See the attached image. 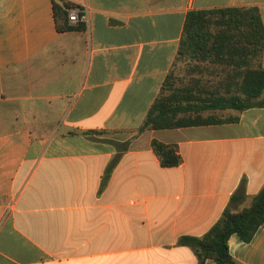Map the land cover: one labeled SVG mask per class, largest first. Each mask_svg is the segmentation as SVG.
Segmentation results:
<instances>
[{
	"label": "crops",
	"instance_id": "0c3cea01",
	"mask_svg": "<svg viewBox=\"0 0 264 264\" xmlns=\"http://www.w3.org/2000/svg\"><path fill=\"white\" fill-rule=\"evenodd\" d=\"M64 1L86 13L85 30L59 32L54 0H0V264H198L179 239L204 236L264 188V107L200 113L235 122L139 129L172 71L195 97L238 92L232 69L177 68L185 21L257 7L264 25V0ZM153 140L177 145L182 163L162 167ZM228 244L238 264H264V226Z\"/></svg>",
	"mask_w": 264,
	"mask_h": 264
},
{
	"label": "trees",
	"instance_id": "16d2710c",
	"mask_svg": "<svg viewBox=\"0 0 264 264\" xmlns=\"http://www.w3.org/2000/svg\"><path fill=\"white\" fill-rule=\"evenodd\" d=\"M68 1L54 0V17L59 32L83 31L85 23L71 24L69 10L76 8ZM264 50V25L257 7H235L216 10L192 11L185 21V34L180 44L177 62H209L225 69L239 79L238 92L230 97H195L178 85L179 78L172 71L165 79L160 94L151 106L139 133L147 130L176 129L190 126L235 122L238 118H204L201 112L210 109L234 108L240 111L264 107V68L257 62ZM229 72V71H228ZM230 74V73H229ZM195 115H192V114ZM189 114L188 116H180ZM94 134L102 132L94 131ZM113 144L119 149L129 143ZM152 149L164 168L177 167L182 163L177 145L152 141ZM120 159L116 156L108 165L102 187L109 180ZM245 182L233 195L231 201L243 199ZM264 226V188L249 207L240 211L226 208L220 220L202 237L182 236L178 244L192 248L198 264L212 259L216 264H238L229 250V239L238 235L250 242L257 230Z\"/></svg>",
	"mask_w": 264,
	"mask_h": 264
},
{
	"label": "built area",
	"instance_id": "2783aa9c",
	"mask_svg": "<svg viewBox=\"0 0 264 264\" xmlns=\"http://www.w3.org/2000/svg\"><path fill=\"white\" fill-rule=\"evenodd\" d=\"M69 21L71 24L85 23L86 13L83 9L76 7L69 10Z\"/></svg>",
	"mask_w": 264,
	"mask_h": 264
},
{
	"label": "rangeland",
	"instance_id": "374dc122",
	"mask_svg": "<svg viewBox=\"0 0 264 264\" xmlns=\"http://www.w3.org/2000/svg\"><path fill=\"white\" fill-rule=\"evenodd\" d=\"M180 63V62H179ZM178 63V65H177V68H182V71H183V73L185 74V64L183 63V64H179ZM186 75V74H185ZM77 147L79 146V145H76Z\"/></svg>",
	"mask_w": 264,
	"mask_h": 264
}]
</instances>
